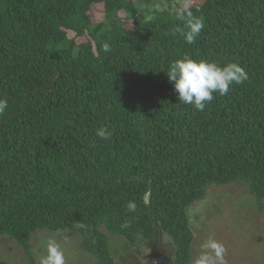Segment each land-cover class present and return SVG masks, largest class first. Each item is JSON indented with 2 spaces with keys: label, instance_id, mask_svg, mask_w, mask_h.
<instances>
[{
  "label": "trees",
  "instance_id": "16d2710c",
  "mask_svg": "<svg viewBox=\"0 0 264 264\" xmlns=\"http://www.w3.org/2000/svg\"><path fill=\"white\" fill-rule=\"evenodd\" d=\"M178 11L204 18L194 44ZM184 55L248 79L198 111L165 75ZM0 97V234L31 264L41 229L76 234L96 264H145L163 235L154 263L189 264L210 186L264 207V0H0Z\"/></svg>",
  "mask_w": 264,
  "mask_h": 264
},
{
  "label": "rangeland",
  "instance_id": "374dc122",
  "mask_svg": "<svg viewBox=\"0 0 264 264\" xmlns=\"http://www.w3.org/2000/svg\"><path fill=\"white\" fill-rule=\"evenodd\" d=\"M100 9V6H93L90 16L98 17ZM223 186H210L206 195L189 208L192 219L190 226L194 234L193 257L189 264H196L202 252L201 245L209 238L224 245L223 264H264V207L258 208L246 186L233 183ZM48 237L54 238L61 246L65 264H96L95 258L84 253L76 234L62 232L50 235L44 229L29 235L28 242L35 256L34 264H40L41 258L46 255L45 243ZM151 244L152 242L147 244L148 251L144 252L143 262L155 264L154 261L159 260L160 263L162 255L171 250L170 243L160 235L153 242L155 249L152 248L150 254ZM30 262L28 255H25L23 248L14 239L0 234V264H31ZM121 264L127 263L122 261Z\"/></svg>",
  "mask_w": 264,
  "mask_h": 264
},
{
  "label": "clouds",
  "instance_id": "9594fccd",
  "mask_svg": "<svg viewBox=\"0 0 264 264\" xmlns=\"http://www.w3.org/2000/svg\"><path fill=\"white\" fill-rule=\"evenodd\" d=\"M177 19L183 27H175L173 34H180L187 44H194L204 28V18L195 17L191 12L178 11ZM104 49L108 51L109 46L105 44ZM165 75L172 84L177 99L192 105L198 111H203L206 104L214 99L213 93L227 95L232 84H241L248 79L245 68L238 63L220 65L207 59L196 60L188 55L171 62ZM7 108L8 100L0 97V116L5 114ZM97 135L101 139H108L111 131L100 128ZM135 208L136 205L130 202L128 210L135 211ZM45 247L46 255L41 258L40 264H65V254L54 238H47ZM201 248L196 264H223L225 247L221 242L209 238Z\"/></svg>",
  "mask_w": 264,
  "mask_h": 264
}]
</instances>
